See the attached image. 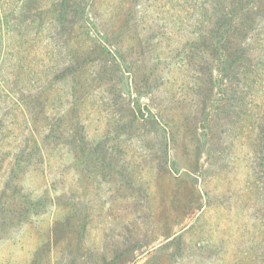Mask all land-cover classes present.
<instances>
[{
  "label": "rangeland",
  "instance_id": "obj_1",
  "mask_svg": "<svg viewBox=\"0 0 264 264\" xmlns=\"http://www.w3.org/2000/svg\"><path fill=\"white\" fill-rule=\"evenodd\" d=\"M257 70L264 0H0V264H264Z\"/></svg>",
  "mask_w": 264,
  "mask_h": 264
},
{
  "label": "trees",
  "instance_id": "obj_2",
  "mask_svg": "<svg viewBox=\"0 0 264 264\" xmlns=\"http://www.w3.org/2000/svg\"><path fill=\"white\" fill-rule=\"evenodd\" d=\"M219 39H221V38H219ZM256 74H257V76L259 75V74H261V76H263L264 77V72H262V70H257L256 71ZM260 163L262 164V165H264V146H263V148L261 147V158H260ZM261 213V212H260Z\"/></svg>",
  "mask_w": 264,
  "mask_h": 264
}]
</instances>
